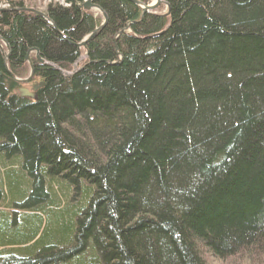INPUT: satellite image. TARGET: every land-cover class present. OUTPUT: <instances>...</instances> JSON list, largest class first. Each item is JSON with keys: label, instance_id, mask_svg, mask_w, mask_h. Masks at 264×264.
<instances>
[{"label": "trees", "instance_id": "16d2710c", "mask_svg": "<svg viewBox=\"0 0 264 264\" xmlns=\"http://www.w3.org/2000/svg\"><path fill=\"white\" fill-rule=\"evenodd\" d=\"M85 1L0 9V264H264V0Z\"/></svg>", "mask_w": 264, "mask_h": 264}, {"label": "water", "instance_id": "95a60500", "mask_svg": "<svg viewBox=\"0 0 264 264\" xmlns=\"http://www.w3.org/2000/svg\"><path fill=\"white\" fill-rule=\"evenodd\" d=\"M94 1L95 0H86L85 2H84V4H83V7L86 9V10H92V9H97L98 11H100L101 12V14H102V16H103V18H104V21H103V23L92 33V34H90L88 37H86L80 44H79V46H85L86 45V43L88 42V40L89 39H91L92 37H94L95 35H97L102 29H103V27L105 26V24L107 23V15H106V13L98 6V5H96L95 3H94ZM132 1H134L137 5H140V6H142V8H143V12H150V11H154V10H156V9H158L159 8V6L161 5V3H163L164 2V0H153L152 1V3H150V4H143L141 1H139V0H132ZM29 11H32V12H34V13H37V14H40V15H43V16H45V14L43 13V12H41V11H37V10H35V9H33V8H30V9H28ZM0 40H2L4 43H5V45L7 46V49H8V53L6 54V56H5V64H7L8 63V59H9V53H10V46H9V44L2 38V37H0ZM33 51H36V54H37V59L39 60V61H44L41 57H40V55H39V52H38V50L37 49H32L29 53H28V55H27V61L30 63V65H31V72H30V75H29V77H27V78H17L16 76H14V79L16 80V81H18V82H21V83H26V82H28V81H30L31 79H32V77H33V73H34V67H33V64H32V60H31V57H30V54H31V52H33ZM39 88V85L37 84V85H34L33 86V90H37ZM20 95L21 96H23V97H31V98H35L36 97V95H35V93L34 92H31L28 88H20Z\"/></svg>", "mask_w": 264, "mask_h": 264}, {"label": "rangeland", "instance_id": "374dc122", "mask_svg": "<svg viewBox=\"0 0 264 264\" xmlns=\"http://www.w3.org/2000/svg\"><path fill=\"white\" fill-rule=\"evenodd\" d=\"M11 1H23L24 4L27 6L28 9L33 8L37 11L44 12L47 5L53 3H61L60 0H0V9H7L12 6ZM96 14L102 16L101 12L97 9H92ZM165 8L160 9V12H164ZM87 58L86 53H84L79 62H82ZM77 68V65H75L74 69ZM36 85V84H35ZM30 89V88H29ZM205 262L206 264H255L254 260L249 258H237L235 260L228 259L227 261L220 260L214 256H212L210 253H206L205 256Z\"/></svg>", "mask_w": 264, "mask_h": 264}]
</instances>
